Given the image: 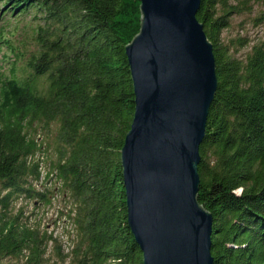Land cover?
<instances>
[{"label": "trees", "instance_id": "16d2710c", "mask_svg": "<svg viewBox=\"0 0 264 264\" xmlns=\"http://www.w3.org/2000/svg\"><path fill=\"white\" fill-rule=\"evenodd\" d=\"M3 4V27L15 12H34L38 24L31 53L12 47L0 31L15 57L0 83V208L19 198L52 204L42 180L55 177L70 205L76 264H144L129 226L121 163L136 110L126 49L141 31L140 0ZM256 4L264 0H202L197 14L219 80L199 166V202L214 216L215 264H264V39L238 57L234 51L249 38L222 37L234 16ZM255 22L264 24V13ZM38 130L56 144L58 160L45 179L36 159L44 147ZM51 239L19 217L0 215V264H45Z\"/></svg>", "mask_w": 264, "mask_h": 264}, {"label": "water", "instance_id": "95a60500", "mask_svg": "<svg viewBox=\"0 0 264 264\" xmlns=\"http://www.w3.org/2000/svg\"><path fill=\"white\" fill-rule=\"evenodd\" d=\"M127 46L135 115L121 152L129 226L144 264H215L199 202L201 145L219 80L202 0H140Z\"/></svg>", "mask_w": 264, "mask_h": 264}, {"label": "rangeland", "instance_id": "374dc122", "mask_svg": "<svg viewBox=\"0 0 264 264\" xmlns=\"http://www.w3.org/2000/svg\"><path fill=\"white\" fill-rule=\"evenodd\" d=\"M3 7V0H0V11L4 9L0 12V31L4 34L3 39L9 40L12 47H24L22 49L24 51L30 53L36 52L37 46L33 39V33L38 21L33 20L34 14L32 13L34 12L20 16H18L19 12H15L13 17H8L9 19L6 22V27H3L5 23L2 17L6 10L5 7ZM262 13H264V5L256 4L252 13H245L232 18L231 27L223 33V39L228 42L239 37H247L251 41L249 46L235 50L234 54L236 56L242 57L246 55L255 43L264 39V24L257 25L255 22L256 17H259ZM10 48V46L5 44V40H3V43H0V83L5 77L10 76V62L14 61L15 58L10 52ZM29 55L30 54L27 53V56ZM55 127L54 125L53 131ZM46 132L47 131L44 130H38L36 133V136L44 143L43 153L38 154L36 157L37 160L40 159V161H42L43 179L52 172L53 166L58 160L54 151L56 145L54 138L48 137ZM42 181L44 187L48 189L45 193L52 200V204L48 205L35 202L28 198L14 199L8 210L0 208V215L5 217L6 220L19 217L24 223L36 226L53 237V239L48 242L45 264H76L77 257L74 255L73 251L75 250L77 239L76 233L68 218V213L70 211L69 201L61 189L60 183L55 180V177H51L47 182L46 180ZM37 188L44 190L43 187L37 186ZM4 195L5 192H2L0 188V197ZM12 263L26 264V261L24 258H21L13 260Z\"/></svg>", "mask_w": 264, "mask_h": 264}]
</instances>
